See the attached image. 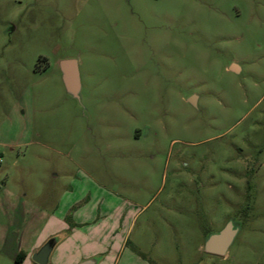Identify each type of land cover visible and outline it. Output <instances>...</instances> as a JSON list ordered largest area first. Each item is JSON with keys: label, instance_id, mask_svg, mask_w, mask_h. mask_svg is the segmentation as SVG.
Returning <instances> with one entry per match:
<instances>
[{"label": "rangeland", "instance_id": "rangeland-1", "mask_svg": "<svg viewBox=\"0 0 264 264\" xmlns=\"http://www.w3.org/2000/svg\"><path fill=\"white\" fill-rule=\"evenodd\" d=\"M0 159V264L48 216L100 264H264V0H0Z\"/></svg>", "mask_w": 264, "mask_h": 264}, {"label": "water", "instance_id": "water-1", "mask_svg": "<svg viewBox=\"0 0 264 264\" xmlns=\"http://www.w3.org/2000/svg\"><path fill=\"white\" fill-rule=\"evenodd\" d=\"M61 71L63 75V82L67 92L74 98L80 99L81 80L79 72V63L77 60H64L61 62ZM230 70L236 72L238 67L232 66ZM189 102L196 105V97L190 98ZM236 231L233 230V224L229 223L223 230L216 234L210 235L205 243V251L212 255L226 257L228 250L233 243ZM64 238V234H59L49 238L41 248L32 256V260L36 264H50L51 255ZM99 258H91L81 262L80 264H97Z\"/></svg>", "mask_w": 264, "mask_h": 264}, {"label": "crops", "instance_id": "crops-1", "mask_svg": "<svg viewBox=\"0 0 264 264\" xmlns=\"http://www.w3.org/2000/svg\"><path fill=\"white\" fill-rule=\"evenodd\" d=\"M54 216H48L45 220L43 227L40 230L39 238L37 239L36 247L29 252L26 251L22 246L19 249L12 252L10 258L14 261L15 264H36L32 260V256L38 251L41 246L51 237L64 234L62 232H66V226L60 222L59 226H54L55 218ZM74 235V234H73ZM73 236L64 234V238L59 242V244L54 249L51 258L50 264H80L81 262L91 259V258H99V262L101 263V257L97 256L93 251H86V245L82 243L81 239L77 242L78 246L76 249L68 250L65 248V243L69 241ZM21 239V243H22ZM21 245V244H20ZM0 254H2L0 252ZM20 256V262H17V258Z\"/></svg>", "mask_w": 264, "mask_h": 264}, {"label": "flooded vegetation", "instance_id": "flooded-vegetation-1", "mask_svg": "<svg viewBox=\"0 0 264 264\" xmlns=\"http://www.w3.org/2000/svg\"><path fill=\"white\" fill-rule=\"evenodd\" d=\"M229 223H232L233 224V230L234 231H236V234H235V237H234V240H235V238H236V236H237V234H238V232H239V225L237 224V221H236V219L235 218H233V219H230L229 221H228V223H227V225L229 224ZM226 225V226H227ZM234 240H233V242H234ZM233 244V243H232ZM232 246V245H231ZM230 246V247H231ZM230 249V248H229ZM228 252H229V250H228ZM228 255V254H227Z\"/></svg>", "mask_w": 264, "mask_h": 264}, {"label": "trees", "instance_id": "trees-1", "mask_svg": "<svg viewBox=\"0 0 264 264\" xmlns=\"http://www.w3.org/2000/svg\"><path fill=\"white\" fill-rule=\"evenodd\" d=\"M17 262H20V256L17 258Z\"/></svg>", "mask_w": 264, "mask_h": 264}, {"label": "built area", "instance_id": "built-area-1", "mask_svg": "<svg viewBox=\"0 0 264 264\" xmlns=\"http://www.w3.org/2000/svg\"><path fill=\"white\" fill-rule=\"evenodd\" d=\"M0 163H1V159H0Z\"/></svg>", "mask_w": 264, "mask_h": 264}]
</instances>
